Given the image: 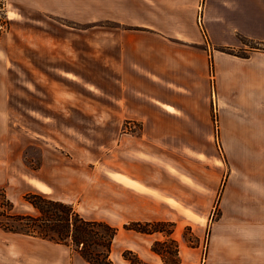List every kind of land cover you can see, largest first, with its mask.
I'll return each instance as SVG.
<instances>
[{
	"label": "crops",
	"instance_id": "crops-1",
	"mask_svg": "<svg viewBox=\"0 0 264 264\" xmlns=\"http://www.w3.org/2000/svg\"><path fill=\"white\" fill-rule=\"evenodd\" d=\"M15 6L18 18L32 19L33 55L12 63L33 69L30 106L21 101L17 109L47 117L48 128L58 131L35 130L51 147L39 156L32 192L120 227L187 215L194 224L200 196L222 189L223 247L210 264H264V50L240 56L219 49L243 48L240 29L264 42V0H15ZM10 66L0 59V116L11 114L3 77ZM125 123L139 129L127 131ZM20 143L16 163L23 159ZM5 145L0 187L9 178L24 182ZM155 234L120 230L113 247L124 241L122 251L162 264L151 249ZM63 246L0 227V264H91Z\"/></svg>",
	"mask_w": 264,
	"mask_h": 264
},
{
	"label": "rangeland",
	"instance_id": "rangeland-1",
	"mask_svg": "<svg viewBox=\"0 0 264 264\" xmlns=\"http://www.w3.org/2000/svg\"><path fill=\"white\" fill-rule=\"evenodd\" d=\"M7 10H8V15L11 19V25L9 30L2 37H0V59H6L7 61L11 60V66L4 71L3 77H4L5 87H7V89L9 88V91H11L12 99L10 105L11 114L0 116V144L3 145L7 144L9 147V151L10 150L12 151L13 154L8 155L9 161L11 165L12 162L14 163L12 167H16L17 164L19 167V171L23 170L24 182L19 183V181L16 182L14 180L12 183L11 179L9 178L8 179L9 181L5 182L0 187V192L5 191L7 197L14 202L13 212L18 214L37 215L39 212L34 208L32 204H30L25 199V195L29 192H32V189L34 187L33 184L34 182L32 178L34 176L33 175L34 171L37 170L41 164V159L39 158V156H41L45 147H51V145L47 144L48 143L47 139L38 138V137L36 138L34 134L36 129H42L45 132V134L49 136L58 135V131L55 130L56 126L53 127L52 129L48 128L47 117L19 114V109L17 108L21 106L20 105L21 101H24L25 103L28 102L30 106V100H29L30 90L28 88L31 87L30 83L33 77V69L31 67L16 68L12 66L13 65L12 63H14L15 61L27 62L33 59V55L30 49L31 41H32V37H31L32 19L24 20L18 18L19 14L17 13L18 11L15 6V0L7 1ZM31 11L32 8H29L28 12ZM239 31H240L239 38L241 40L243 48L228 46V47H221L219 49L228 53H232L240 56H247L248 54L247 50L256 49L257 46L264 48V42L256 39H251L250 37H248L247 36L248 34L246 33L247 30L240 29ZM212 64L214 65V60H212ZM38 73H39L38 69H36V76H38ZM25 82L29 83L28 86L25 84ZM216 112H215V121L217 122L218 116ZM19 123H21V125L24 127L23 130L19 128L18 125ZM134 125L136 124L134 123ZM134 125L131 128L128 123H125L123 128L127 131H131L132 129L138 130L139 127L137 125L136 126ZM20 135H22V138ZM20 141L23 143H20ZM19 143L20 146L22 145L24 148L22 163L20 161L16 163L17 157L15 156V152L19 150V147H17L16 149V145ZM222 157H223L222 150L220 147H218L216 151V158L217 160H220V158ZM98 162H101V160L99 159ZM109 162L111 163L112 160H109ZM93 164L95 163L93 162ZM204 165L207 166L204 163L201 164V166ZM13 172H15L14 168H13ZM15 173L13 174L14 176ZM227 176H228V172H226V177ZM221 201H222V189L220 190V192L216 194V196L201 195L200 209L199 212H197V215L194 216V224L187 221V220H191V218H189L188 215L184 216L185 219H183V221L180 222L167 220L176 223L175 231L173 233V238L177 240L179 246L180 262L178 264H210L211 263L210 259L213 257L215 252H219L220 250H222L221 248L223 247L222 244L223 235L218 234V233H223L224 231V219H223V209L221 206ZM72 204L76 207L74 203ZM77 207L80 208L79 212L85 218L90 215L88 213V210L81 208L79 206ZM0 218L4 220H8L11 223L13 222L17 224V222L7 217H0ZM99 221H104V220H99ZM154 221H160V220H154ZM120 230H122V232L126 231L124 225L120 226ZM18 235H22V234L18 233ZM126 237L127 236H125V239H127ZM154 237L157 238L155 241L164 240L166 238L165 235L160 232H156ZM123 244L124 241H121L119 244H117V242L116 244H114V247H112L111 258L115 264H132L129 260L125 259L123 256L124 250L130 249V248H126L122 251ZM175 245L176 244L174 243H170L168 245L169 247L168 249L171 252H174L176 248ZM69 248L71 249V254L73 258L75 257V255L76 256L80 255L79 253L74 251L73 248L71 247ZM66 249L68 250V247H66ZM135 252L138 253L137 251ZM172 256L175 257L176 255L172 254ZM132 257H134V255H132ZM145 262L147 264H154L153 262H150L148 260ZM162 264H164V262Z\"/></svg>",
	"mask_w": 264,
	"mask_h": 264
},
{
	"label": "trees",
	"instance_id": "trees-1",
	"mask_svg": "<svg viewBox=\"0 0 264 264\" xmlns=\"http://www.w3.org/2000/svg\"><path fill=\"white\" fill-rule=\"evenodd\" d=\"M7 1L0 0V37L9 30L11 25ZM257 48L264 49L260 46ZM212 70L214 72L213 64ZM25 199L39 212L37 215L13 212L14 202L7 197L5 191L0 192V217H7L17 222L15 224L0 218L1 228L66 245L91 264H115L111 258V252L120 227L106 221L87 219L72 203L55 199L44 193L29 192L25 195ZM175 225V222L167 220H134L125 223L124 228L146 234L163 233L166 238L155 241L152 249L160 254L164 264H178L180 262L179 246L177 240L173 238ZM170 243L176 244L174 252L168 249ZM172 254L176 256L173 257ZM123 256L132 264H147L138 253L131 249L124 250Z\"/></svg>",
	"mask_w": 264,
	"mask_h": 264
}]
</instances>
